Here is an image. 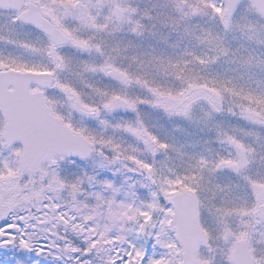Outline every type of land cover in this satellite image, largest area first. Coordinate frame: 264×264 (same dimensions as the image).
Masks as SVG:
<instances>
[{
	"label": "snow or ice",
	"instance_id": "6c2138e0",
	"mask_svg": "<svg viewBox=\"0 0 264 264\" xmlns=\"http://www.w3.org/2000/svg\"><path fill=\"white\" fill-rule=\"evenodd\" d=\"M0 250L264 264V0H0Z\"/></svg>",
	"mask_w": 264,
	"mask_h": 264
},
{
	"label": "rangeland",
	"instance_id": "374dc122",
	"mask_svg": "<svg viewBox=\"0 0 264 264\" xmlns=\"http://www.w3.org/2000/svg\"><path fill=\"white\" fill-rule=\"evenodd\" d=\"M16 254V253H15ZM11 254L8 252H0V264L5 263V264H15V259H24L26 261V264H30L31 260L34 259L35 257L33 256H27V255H21V254ZM41 264H48L46 261H41Z\"/></svg>",
	"mask_w": 264,
	"mask_h": 264
},
{
	"label": "flooded vegetation",
	"instance_id": "af4514ba",
	"mask_svg": "<svg viewBox=\"0 0 264 264\" xmlns=\"http://www.w3.org/2000/svg\"><path fill=\"white\" fill-rule=\"evenodd\" d=\"M3 251H4V252L6 251V252L11 253V254H15V253H16V254H20V253H17V252H13V251H11V250H0V252H3ZM29 255L32 256V254H29Z\"/></svg>",
	"mask_w": 264,
	"mask_h": 264
}]
</instances>
